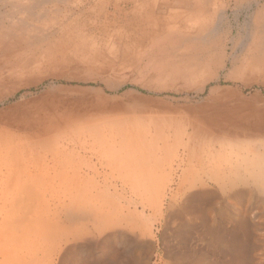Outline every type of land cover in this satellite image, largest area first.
<instances>
[{"label":"bare ground","instance_id":"bare-ground-1","mask_svg":"<svg viewBox=\"0 0 264 264\" xmlns=\"http://www.w3.org/2000/svg\"><path fill=\"white\" fill-rule=\"evenodd\" d=\"M83 1L75 10L114 6L126 20L117 37L99 28L69 54L99 64L111 52L140 59L175 35L216 39L230 11L237 22L246 13L242 65L200 90L243 88L198 101L106 97L103 108L0 124V264H264V95L244 92L264 87V0ZM57 2L0 0V82L43 70L52 52L27 47ZM76 22L67 27L81 36Z\"/></svg>","mask_w":264,"mask_h":264},{"label":"rangeland","instance_id":"rangeland-1","mask_svg":"<svg viewBox=\"0 0 264 264\" xmlns=\"http://www.w3.org/2000/svg\"><path fill=\"white\" fill-rule=\"evenodd\" d=\"M59 1L54 4V8L49 7L56 16L52 14L54 18L50 17L48 23L42 22L43 24L53 22L50 26L44 24V27L48 26V32L27 47L28 56L33 53L52 52L44 63H37L43 66V70L35 77L29 75L23 82L18 79L0 82V124L6 123V129H14L16 122H25L33 115L51 108L63 113L99 109L105 107L106 97L125 103L139 98L198 101L209 96L210 90L219 88V85L233 89L238 86L243 88L240 83L221 82L218 85L215 81L208 84L204 91L200 90L205 76L214 75L215 79L219 77L225 79L227 75L233 77L236 74L234 69L242 65L246 54L240 46L247 39L243 31L246 13L237 22L236 16L230 11L228 19L222 24L220 36L216 39L211 36L188 38L175 35L168 40L158 41L155 47H151L150 54L140 59H134V54L124 58L111 52L105 54L110 59H107L109 63L106 60L105 64H99L76 62L69 58V54L86 36H89V40L91 37L93 39L101 37L100 29L103 31L102 36L117 37L120 32L128 30L126 20L121 19L122 15L117 14L114 6L107 8L103 17L98 15L91 17L87 13L79 12V9L75 10L78 5L83 9L85 1L79 0L78 5L75 3L77 0ZM75 18L77 22L74 21ZM72 21L76 22L73 27L81 30L82 33L79 32L81 36L67 27ZM91 25L94 26L93 29H90ZM236 44L239 49L233 50ZM224 45L230 46L227 51L223 50ZM64 52L67 53L68 59L62 56ZM42 54L44 53L39 55ZM59 57H64L68 62L53 63V60H59ZM50 58L52 63L49 62ZM14 61L16 60H9L8 67L18 64ZM223 67L227 70L221 71ZM259 90H262L264 95V87L254 85L244 89L245 96L252 97ZM13 92L16 94L10 96ZM107 113L105 110L103 115Z\"/></svg>","mask_w":264,"mask_h":264}]
</instances>
